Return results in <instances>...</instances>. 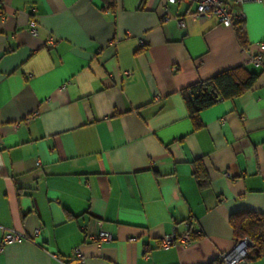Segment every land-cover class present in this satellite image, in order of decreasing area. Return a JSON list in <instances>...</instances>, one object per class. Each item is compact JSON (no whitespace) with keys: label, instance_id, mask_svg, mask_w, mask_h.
Masks as SVG:
<instances>
[{"label":"crops","instance_id":"0c3cea01","mask_svg":"<svg viewBox=\"0 0 264 264\" xmlns=\"http://www.w3.org/2000/svg\"><path fill=\"white\" fill-rule=\"evenodd\" d=\"M165 4L0 0V237H30L0 264H54L76 247L86 264H208L235 245L230 214L264 216V61L247 63L264 51V2L233 4L247 48L195 5ZM238 65L256 83L196 128L182 91ZM99 220L111 241L90 238ZM185 220L202 236L161 248Z\"/></svg>","mask_w":264,"mask_h":264},{"label":"trees","instance_id":"16d2710c","mask_svg":"<svg viewBox=\"0 0 264 264\" xmlns=\"http://www.w3.org/2000/svg\"><path fill=\"white\" fill-rule=\"evenodd\" d=\"M232 27L239 44L247 48L249 40L245 20H235ZM258 77V72L245 65H238L185 88L182 95L194 126L196 128L202 126L199 118L201 110L212 106L219 100L241 96L254 86ZM195 162L194 176L198 184L203 186L208 181L206 168L200 160ZM229 223L236 240L248 237L253 241L247 257L249 262L264 257V216L262 213L252 210L236 211L230 214ZM208 264H221V261L217 258Z\"/></svg>","mask_w":264,"mask_h":264},{"label":"built area","instance_id":"2783aa9c","mask_svg":"<svg viewBox=\"0 0 264 264\" xmlns=\"http://www.w3.org/2000/svg\"><path fill=\"white\" fill-rule=\"evenodd\" d=\"M165 2V9H167L168 4H177L181 2L195 5L194 13L197 16L213 18L224 26H231L235 20H245L246 17L242 12H234V3H262L264 0H165ZM0 12L2 14V11ZM169 19H171V17L166 15L165 20ZM174 19H176L179 26L184 24L181 17L175 16ZM30 28L32 34L37 35L38 23L35 20L31 21ZM263 61L264 51L250 55L247 58V63H251L254 66L262 65ZM126 74H131V72H126ZM35 115L36 113L32 114L29 118H33ZM97 223L99 225V229L96 232L91 233L90 238L92 241H95L98 244L111 241L113 239L112 233L102 228L103 222L101 220L97 221ZM184 223L186 226L185 231L177 233L174 230L171 234L164 236L160 243L161 248L168 249L177 245L188 246L193 242L194 238L202 236L201 231L193 232L191 230L190 220H185ZM2 229L3 232L0 237V250H3V248L8 244L18 243L30 239V237L21 231L6 228ZM39 231L40 229L37 228L35 230V234L37 235ZM252 246L253 241L250 238L245 237L238 239L230 250L220 252L218 258L221 261V264H250L247 257ZM51 257L55 260L54 264H70L72 261H75L76 264H86V257L84 256L81 247L74 248L68 259H63L56 253H51Z\"/></svg>","mask_w":264,"mask_h":264},{"label":"rangeland","instance_id":"374dc122","mask_svg":"<svg viewBox=\"0 0 264 264\" xmlns=\"http://www.w3.org/2000/svg\"><path fill=\"white\" fill-rule=\"evenodd\" d=\"M252 264H262V261H258V262L252 263Z\"/></svg>","mask_w":264,"mask_h":264}]
</instances>
